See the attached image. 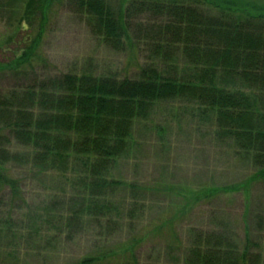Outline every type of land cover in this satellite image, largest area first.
I'll return each instance as SVG.
<instances>
[{
    "label": "trees",
    "instance_id": "trees-1",
    "mask_svg": "<svg viewBox=\"0 0 264 264\" xmlns=\"http://www.w3.org/2000/svg\"><path fill=\"white\" fill-rule=\"evenodd\" d=\"M55 1L0 0V8L9 9V22L19 11L15 28L37 30L31 44L3 69L27 75L45 60L37 51ZM58 1L84 16L91 33L112 49L135 55L140 48L148 62L138 66L135 77L63 73L0 95V189L8 190L13 203L23 196L20 181L8 173L10 164L71 171L73 186L84 191L83 197L58 230L72 228L74 219L89 218L98 222L104 240L113 238L124 228L119 224L125 220L121 210L134 222L142 202L138 191H148L115 179L113 171L133 147L136 123L149 120L158 103L177 100L195 103L201 117L211 115L218 137L234 142L238 154L257 168L254 177L264 180V10L240 12L225 1L211 2L214 12L204 7L205 0ZM27 40L22 36L23 42ZM13 141L30 151L12 149ZM119 191H130V204L116 200ZM171 211L174 214L166 210L139 229L141 236L165 238L168 255L174 249L180 252L165 264H264L260 242L249 235L238 239L227 229L192 227L188 231L192 239L183 242L174 226L184 208ZM104 218L103 226L99 220ZM3 219L0 249L15 227L11 219ZM131 224L130 233L136 229ZM140 235L93 250L74 264H141L135 253L144 238ZM32 244L27 248L34 251L38 246Z\"/></svg>",
    "mask_w": 264,
    "mask_h": 264
},
{
    "label": "rangeland",
    "instance_id": "rangeland-1",
    "mask_svg": "<svg viewBox=\"0 0 264 264\" xmlns=\"http://www.w3.org/2000/svg\"><path fill=\"white\" fill-rule=\"evenodd\" d=\"M205 1L204 7H212L214 12L211 2L225 1L234 4V9L240 12L264 10V0ZM6 9L0 8V95L12 87L63 73L135 77L138 66L148 62L146 52L140 48L135 55L112 49L91 33L84 16L56 0L49 9L37 51L45 60L27 75L5 70L6 64L19 56L37 35V30L15 28L19 16L17 9L10 20L11 26L9 9ZM141 17L144 19L147 15ZM22 36L28 37L26 43ZM10 146L24 154L30 151L14 141ZM8 169V173L20 181L23 200L13 203L8 190L0 189V217H4L5 222L11 219L15 225L10 232L13 235L3 240L0 264H74L93 250L106 245L115 247L127 237L140 235L139 229L148 221L159 218L166 210L174 214L171 210L176 207L184 208L174 226L183 242L192 239L188 231L195 227L227 229L238 239L249 235L264 246V180L254 177L257 168L238 154L234 142L218 137L211 115L204 118L196 113L195 103L160 102L149 120L136 123L133 147L118 161L113 177L136 183L148 191L143 194L140 189L138 191L142 202L136 208L138 217L134 222L126 218L125 210H121V218L125 220L120 219L119 224L124 228L113 238L104 240L98 222L89 218L74 219L72 228L58 230V226L67 223L68 213L71 215L69 210L80 207V197H83L84 191H77L73 186L71 171L66 174L61 170H40L31 164L19 163L10 164ZM223 187L226 189L219 190ZM204 193L210 198H204ZM114 195L118 202L130 204V191ZM73 198L77 200L71 204ZM186 199L189 200L186 202ZM112 216L119 217L115 212ZM99 222L104 226L106 219ZM131 223L136 226L133 234L129 231ZM15 229L16 234L12 232ZM103 230L106 232V227ZM32 236L41 241H32ZM47 236L51 239H44ZM140 237L144 238L135 253L141 264H165L180 254L174 249L168 255L163 237L152 234ZM32 242L38 246L34 251L27 248L32 247ZM20 243L23 248L19 251Z\"/></svg>",
    "mask_w": 264,
    "mask_h": 264
}]
</instances>
